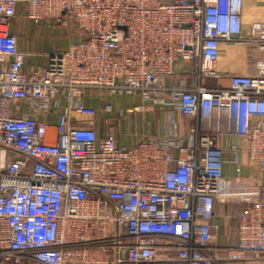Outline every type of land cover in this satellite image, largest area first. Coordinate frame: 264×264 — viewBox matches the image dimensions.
<instances>
[{
    "label": "built area",
    "instance_id": "built-area-1",
    "mask_svg": "<svg viewBox=\"0 0 264 264\" xmlns=\"http://www.w3.org/2000/svg\"><path fill=\"white\" fill-rule=\"evenodd\" d=\"M18 4L36 25L71 27L83 39L25 69L9 32ZM241 5L0 0V264L264 261V183L222 184L225 162L236 181L243 164L264 174V23L242 37ZM220 40L260 51L255 71L230 75L223 86L205 83L216 74ZM177 60L187 67L175 74ZM96 91L165 104L191 123L183 133L174 126L117 144L113 133L99 137L73 120L97 114L83 100ZM227 193L242 206L236 242L224 247L210 219Z\"/></svg>",
    "mask_w": 264,
    "mask_h": 264
},
{
    "label": "crops",
    "instance_id": "crops-1",
    "mask_svg": "<svg viewBox=\"0 0 264 264\" xmlns=\"http://www.w3.org/2000/svg\"><path fill=\"white\" fill-rule=\"evenodd\" d=\"M169 2L170 0H161ZM23 4H18L14 17L9 25V32L16 36L17 48L22 50L25 56V69H36L45 66L49 53L55 50L64 49L69 43L83 39V35L74 33L71 27L62 29L57 25H50L46 21H41L36 25L26 15ZM241 36L248 38L249 29L253 23H264V0H242L240 9ZM51 32L56 36L49 37ZM61 33L62 37L57 34ZM33 34H40V37H33ZM47 35V36H46ZM263 55L256 48H252L244 43L235 41L220 40L218 45V57L215 62V76L205 79L209 85L223 86L228 83V77L233 74H252L256 58ZM187 67V63L177 60L174 65V73L181 72ZM176 76L165 77V83L174 82ZM95 96L85 94L84 103L94 106L97 114L90 119L81 118L74 115L73 120L81 126H92L97 136H104L111 132L114 134L117 144H133L141 137L150 135H163L171 127H176L180 133L186 131L191 123L190 116L182 115L173 110L170 106L157 105L148 101H141L138 96H128L121 94L96 93ZM104 102L111 105V109H104ZM65 101H61V106ZM142 106L143 110L138 108ZM120 110H127L125 115L120 116ZM56 111H52L47 121L51 124L55 122ZM52 139L49 142H53ZM228 139L221 137L219 144L223 147L227 145ZM242 177L237 181L233 179V165L225 162L223 165V185L234 186L239 183L262 182L264 174L248 165H242ZM232 188L228 190L231 192ZM241 204L230 194L220 196L215 199L214 213L210 219L215 233L217 244L220 246H233L236 242V221L235 215L240 210ZM213 264H264V261L249 257L243 260H222Z\"/></svg>",
    "mask_w": 264,
    "mask_h": 264
},
{
    "label": "rangeland",
    "instance_id": "rangeland-1",
    "mask_svg": "<svg viewBox=\"0 0 264 264\" xmlns=\"http://www.w3.org/2000/svg\"><path fill=\"white\" fill-rule=\"evenodd\" d=\"M72 29V28H70ZM59 37H62V34L58 32L57 34ZM47 36V35H46ZM53 36H56V33L55 32H51L49 34V37H53ZM33 37H40V34H33ZM96 93H102V91H96ZM46 139L51 141L53 139V130H50V129H46Z\"/></svg>",
    "mask_w": 264,
    "mask_h": 264
}]
</instances>
